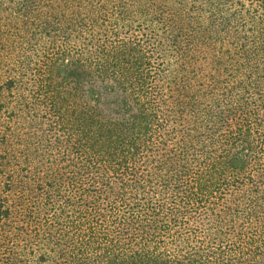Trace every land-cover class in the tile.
Segmentation results:
<instances>
[{
    "label": "trees",
    "instance_id": "1",
    "mask_svg": "<svg viewBox=\"0 0 264 264\" xmlns=\"http://www.w3.org/2000/svg\"><path fill=\"white\" fill-rule=\"evenodd\" d=\"M0 264H264V0H0Z\"/></svg>",
    "mask_w": 264,
    "mask_h": 264
},
{
    "label": "rangeland",
    "instance_id": "2",
    "mask_svg": "<svg viewBox=\"0 0 264 264\" xmlns=\"http://www.w3.org/2000/svg\"><path fill=\"white\" fill-rule=\"evenodd\" d=\"M20 93H21V89L18 90L17 88L15 90L16 98L14 99L18 101H22L23 98H17ZM34 102H35L34 107L36 109H33L32 112L36 116L33 117L32 115L22 114L21 116H18L16 118V121L14 124L15 133H16V136L18 137V139L16 140L18 143H20L17 146L19 147L23 145L27 146V148L29 149L28 152L30 151L32 152L34 150L33 149L34 146L40 147L42 144H37V143L38 142L44 143L46 140V134L49 136L51 135V133L54 132V131L47 130L51 126L50 122L53 120V118L47 116L50 119L49 120L46 119V98H34ZM24 129H27V132H28V134L26 135L27 137H25V135L22 134Z\"/></svg>",
    "mask_w": 264,
    "mask_h": 264
}]
</instances>
